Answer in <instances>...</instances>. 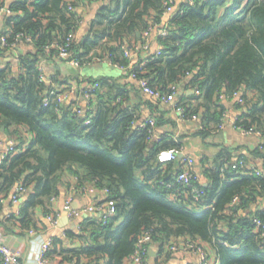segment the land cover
Masks as SVG:
<instances>
[{
	"label": "trees",
	"instance_id": "1",
	"mask_svg": "<svg viewBox=\"0 0 264 264\" xmlns=\"http://www.w3.org/2000/svg\"><path fill=\"white\" fill-rule=\"evenodd\" d=\"M93 2L0 0V8L11 11L3 21L1 36L7 46L2 45L0 59L14 44L35 47L20 56L16 71L0 61V129L16 142L15 151L0 160V213L23 183L28 191L18 218L30 233L38 208L47 216L56 214L51 203L63 187L82 193L108 189L117 215L107 223L88 215L80 224L81 233L66 231L67 237L80 241L79 248L66 250V260L132 264L139 236L150 232L152 244L160 247L156 264L167 263L175 253L171 247L186 241L204 247L209 257L213 248L219 264H264V235L254 224L255 217L264 220V213L236 216L264 188L262 173L232 179L230 170H221L231 161L228 157L208 170V187L195 183L202 190L198 199L180 185L167 188L183 164L176 160L164 165L158 155L183 146L167 134L154 140L157 117L154 125L146 121L140 127L128 92L104 77L95 81L99 87L92 95L91 112H74L56 100L46 106L49 92L59 90L41 79L40 69L43 59L60 58L59 48L67 46L70 59L81 67L110 60L162 95L174 90L179 95V87L199 91L190 96L184 92L178 107L184 108L186 119L203 109L200 134L205 137L221 124V96L238 93L246 112L237 124L264 135V0H180L166 21L169 0H102L88 35L79 42L76 32L84 21L79 10ZM156 27L166 29L157 36L161 53L146 56L138 50L131 65L126 53L143 44L145 32ZM71 34L75 38L69 43ZM23 127L32 136L28 145ZM177 191L186 196L174 197ZM236 197L240 203L233 205ZM62 245L61 238H54L48 259ZM145 258L151 260L148 253Z\"/></svg>",
	"mask_w": 264,
	"mask_h": 264
},
{
	"label": "crops",
	"instance_id": "2",
	"mask_svg": "<svg viewBox=\"0 0 264 264\" xmlns=\"http://www.w3.org/2000/svg\"><path fill=\"white\" fill-rule=\"evenodd\" d=\"M180 1V0H179ZM103 2L88 3L84 8L79 10L84 21L76 32L77 41H81L89 33L90 22L95 19ZM167 17H164V21ZM4 21V20H3ZM3 21L0 23V38L3 32ZM160 30L156 27L150 31L145 38L151 45L150 55L155 54L160 48L157 36ZM144 39V40H145ZM141 45V43H140ZM139 45V46H140ZM3 47L0 39V53ZM35 51L32 43L23 42L16 46L9 53L4 54L0 61L3 65L10 63L16 71L19 67V58L21 55H26ZM149 53H146L147 56ZM88 54L87 56H90ZM137 56H135V59ZM40 69L48 80L56 82L59 91H66L71 86L77 87L79 90L88 88L99 78H109L119 85H122L128 92L130 103L136 108L139 115L138 124H143L148 120L157 117L156 130L154 140H159L162 134H167L168 137H176L182 144L184 152L187 156L193 159V172L198 177L199 184L203 187H208L211 184L209 178V169L222 160L231 159L225 162L221 170H232L230 165L238 163L240 160L247 162L248 166H254L260 170L264 177V135L256 133H244L235 125L238 119L246 112V108L240 103L239 98H225L222 100V105L227 113V118L222 128L209 133L208 136H203L200 131L203 129L201 121L202 110L196 117L181 119L176 111V104L181 99L182 94L190 96L195 94V90L183 89L179 87V95L172 103H161L158 99L144 93L136 79H134L127 69H120L110 65L106 60H95L93 63L84 66L76 67L71 63L57 57H49L43 59L40 63ZM69 91V90H68ZM190 91H194L191 93ZM66 93V92H65ZM64 94V93H63ZM93 99H86L79 92L63 95L59 103L63 107H68L74 112L88 111L92 107ZM187 103L189 100H186ZM26 144L30 142L32 136L27 131L26 127L22 128ZM172 135V136H171ZM11 137L2 128L0 129V155L7 152ZM225 155L222 157V155ZM1 157V156H0ZM177 161L181 162L180 159ZM218 161V162H216ZM232 179L239 178V174L232 173ZM224 176V175H223ZM68 180L74 184L73 176L69 175ZM63 187L60 194L51 203L52 214H59L60 222L58 226L48 219L47 214L41 208L36 210L34 231L29 233V229H22L19 222V211L23 206L25 198L17 205L13 204L11 197L4 201L2 212L0 213V241L8 244L14 251L18 252L24 262L33 263L37 257L41 243L47 242L49 239L54 241V238L59 237L63 240L62 246H57L56 253L49 257L47 264H74L65 259L66 250L79 248L80 241L67 237L66 231L81 233V222L84 218L70 217L66 209L67 199L71 192ZM102 193L97 189H89L86 193L74 192L71 209L79 211L95 202L101 200ZM258 213H264V188L257 196L250 201L246 206L239 209L236 216H247L254 218ZM17 218H11V216ZM88 216V215H87ZM92 217H98L99 214H89ZM209 246V245H208ZM151 250L155 251L156 256H150L151 264H156L155 259L159 254L160 247L158 244H152ZM150 250V251H151ZM211 250V261L213 264H219L215 250ZM198 264L199 257L194 254L187 253L180 249L175 252L171 259L165 264ZM101 264H104L102 262Z\"/></svg>",
	"mask_w": 264,
	"mask_h": 264
},
{
	"label": "built area",
	"instance_id": "3",
	"mask_svg": "<svg viewBox=\"0 0 264 264\" xmlns=\"http://www.w3.org/2000/svg\"><path fill=\"white\" fill-rule=\"evenodd\" d=\"M101 1L102 0H95V2H101ZM187 1L193 2V0H186V2ZM179 2H180L179 0H169L166 6L164 17L168 18L175 11L176 5ZM10 14H11V11L8 6L1 7L0 8V23L4 20L6 16ZM157 28L160 30L159 32L160 35L166 34L165 28H159V27ZM153 29L154 28H150L149 31L145 32L144 34L145 38H147L150 31ZM74 38H75L74 34L69 35V38H68L69 43L73 41ZM0 39H1V44L3 46H7V41L5 37L1 36ZM12 47H16V44L12 45ZM150 48H151L150 43L145 39V42L141 44L138 48L132 49L130 52L128 51L126 55L131 59V65L136 64L137 60L135 59V56L138 55L137 53L138 50H142V51L149 53ZM160 49L157 51V54L161 53ZM59 50H60L59 51L60 59L71 63L73 66L81 67L79 61L75 59H70L71 52L68 50L67 46H62L59 48ZM97 60L101 61L100 59H97ZM106 61L110 65H113L110 60H106ZM142 66H145V63H142ZM121 69H124V68H121ZM132 77L138 81L139 87L144 93L158 99L161 103H165V104L172 103L173 100H175L178 97V92L176 90H174L173 93L169 95H162L159 91H156L150 88L146 80L137 79L135 75H132ZM41 79L49 83L53 88L57 87L56 82L54 80H48L46 76L43 74L42 70H41ZM98 87H99V84L94 83L88 88H84L80 90L77 87H73V86H71L70 88L66 89V91H63V92L56 91L55 89H53L52 91L49 92V95L46 96V98L44 99V104L48 106L52 100H56L59 102L61 101V98L63 95H69L71 93H75L76 91L79 92V94H81V96H83L84 98L92 99V95L93 93H95ZM195 92L197 94L200 93L199 91H195ZM234 97L239 98L240 103H242L241 94L237 93L234 95ZM225 98L227 97L224 95L221 96V100ZM92 110H93V107H89L88 111L91 112ZM176 111L178 112L181 119L183 120L186 119L184 116L185 110L182 107H178V102L176 104ZM226 118H227V113L225 112L221 118V124L219 128L223 127ZM89 121L90 120L88 119L87 123ZM148 122L151 123L152 125H154L155 123L153 119L148 120ZM235 125L237 126V128H239L244 133H248V134L256 133L259 135L261 134L260 132L254 129L246 130L241 125H238L237 122L235 123ZM143 126H145L144 123L140 124V127H143ZM171 138L177 141L176 137L172 136ZM15 145H16V142L13 139H11L9 141V148L7 152H4L0 155L1 156L0 160L5 159L10 153L14 152ZM178 159L181 160V163L183 164V169L176 175L175 181L173 183H168L166 187L173 188L177 185H180L183 188L190 189L196 200L202 194V190L200 189V187H197L195 185V183L198 181V177L193 172V164H194L193 159L185 154L183 148L180 150H176V149L164 150V151H161V153L158 155V161L164 165L169 162L176 161ZM230 168L232 169L231 171H229L231 174L232 173L239 174V175H253V174L260 175L261 174L259 169H257L254 166H248L247 162L244 160H240L238 163H234L230 165ZM27 191L28 190L24 187L23 183H20L16 187L14 193L11 196L12 203L15 205L19 204L26 197ZM69 192L71 193L69 194L68 199H67L66 209L68 210L70 217L83 218L89 214L97 213L99 214L103 222L107 223L110 218L117 215L116 203L113 199L110 198L111 195L108 189L101 190V193H102L101 200L79 211H75L71 209V203L73 201V193L75 191L72 188L70 189ZM184 196L186 195L182 191H177V193L174 194V197H184ZM239 203H240V199L236 197L233 201V205H238ZM48 219L55 226H58L60 222L59 214L57 213L55 215L48 216ZM254 224L256 226V232L261 235H264V220L260 219L259 217H255ZM152 243H153V238L150 232H144L141 236H139L137 243H136V247H135L136 249L134 251V254L130 258L132 264H151L150 260L146 259L145 257L147 253L149 257L151 256L150 250H151ZM52 244H53L52 239H49L47 242L41 243L37 257L35 261L31 263L29 261L24 262L21 259L18 252L14 251L8 244L4 243L3 241H0V256L3 261V264H47L48 262L47 255L49 251L51 250ZM180 249H182L183 251L187 253L197 255L199 257L198 264H213L211 261V258L209 257L208 252L206 251L204 247H201L199 245H194L193 243H190L187 241L181 244L179 248L176 245L171 247V251L173 252H178Z\"/></svg>",
	"mask_w": 264,
	"mask_h": 264
},
{
	"label": "water",
	"instance_id": "4",
	"mask_svg": "<svg viewBox=\"0 0 264 264\" xmlns=\"http://www.w3.org/2000/svg\"><path fill=\"white\" fill-rule=\"evenodd\" d=\"M140 35H141V34L138 33V36H139V37H140ZM190 92H191V93H194V91H190ZM2 130H4V128H2ZM150 255H151V256H156L155 251L151 250V251H150Z\"/></svg>",
	"mask_w": 264,
	"mask_h": 264
},
{
	"label": "rangeland",
	"instance_id": "5",
	"mask_svg": "<svg viewBox=\"0 0 264 264\" xmlns=\"http://www.w3.org/2000/svg\"><path fill=\"white\" fill-rule=\"evenodd\" d=\"M186 1V0H185Z\"/></svg>",
	"mask_w": 264,
	"mask_h": 264
}]
</instances>
